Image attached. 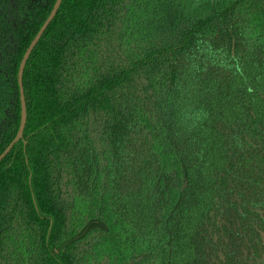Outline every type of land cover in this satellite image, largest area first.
<instances>
[{
	"label": "trees",
	"instance_id": "obj_1",
	"mask_svg": "<svg viewBox=\"0 0 264 264\" xmlns=\"http://www.w3.org/2000/svg\"><path fill=\"white\" fill-rule=\"evenodd\" d=\"M56 0H0V155ZM0 162V264H264V0H62Z\"/></svg>",
	"mask_w": 264,
	"mask_h": 264
},
{
	"label": "water",
	"instance_id": "obj_2",
	"mask_svg": "<svg viewBox=\"0 0 264 264\" xmlns=\"http://www.w3.org/2000/svg\"><path fill=\"white\" fill-rule=\"evenodd\" d=\"M61 2H62V0H56L48 18L46 19V21L44 22L42 27L39 29L38 33L35 35V37L31 41L30 45L26 49V51H25V53L21 59V62H20L19 68H18V73H17V83H18V87H19V101H20V124H19V128H18V131H17L15 138L8 145V147L3 151V153L0 155V162L11 151V149L22 139V134H23L25 124H26V104H25V98H24L23 87H22L23 71H24L26 62H27L30 54L32 53V51L35 48V46L37 45L39 39L41 38V36L45 32V30L47 29L48 25L54 19L55 15H56V13H57L60 5H61Z\"/></svg>",
	"mask_w": 264,
	"mask_h": 264
}]
</instances>
